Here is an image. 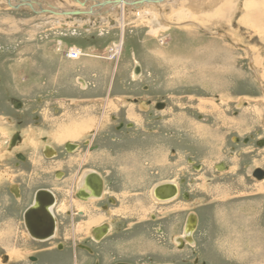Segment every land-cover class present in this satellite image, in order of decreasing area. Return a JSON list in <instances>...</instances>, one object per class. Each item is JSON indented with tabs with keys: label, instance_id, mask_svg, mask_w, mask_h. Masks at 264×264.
<instances>
[{
	"label": "rangeland",
	"instance_id": "rangeland-1",
	"mask_svg": "<svg viewBox=\"0 0 264 264\" xmlns=\"http://www.w3.org/2000/svg\"><path fill=\"white\" fill-rule=\"evenodd\" d=\"M103 1L89 0L88 7ZM165 1L161 22L168 27L154 34L137 15L127 14L116 53L121 29L114 13L104 23L89 13H38L30 5L0 0V227L6 210L12 220L21 218L15 189L33 183L25 174L31 165L15 153L28 157L36 151L45 161L77 159L79 165L70 168L67 181L59 179L61 163L51 167H59L60 177L51 170L48 180H40L55 188L56 209L63 210L53 241L34 242L51 244L53 251L60 241L77 245L80 260L87 253L80 245L92 247L101 252L100 264H200L206 243L219 256L213 264H235V255L241 259L236 264H264V174L255 172H264V27L240 22L248 10L245 0ZM53 2L65 6L63 0ZM180 9L190 13L178 21ZM72 50L79 54L69 57ZM80 78L88 90L80 87ZM157 102L165 103V111L155 108ZM67 118L87 128L56 141ZM16 133L17 145L3 147ZM31 133L34 145L23 147ZM65 143L75 149L66 151ZM88 168L103 175L104 194L78 206L75 179ZM167 180L179 182L178 194L153 202V186ZM72 198L74 208L87 214L77 217L75 227L66 214ZM92 212L101 215L90 219ZM190 213L204 219L226 213L232 235L217 226L209 236L199 224L195 246L188 241L184 247L174 238L184 234ZM17 224L2 227L9 237L0 243L9 248L0 244V264H45V247L25 251L17 247L20 238L12 240L13 233L24 231ZM99 224L108 231L97 242L91 228ZM79 226L81 235L74 232ZM102 252L113 255L106 260Z\"/></svg>",
	"mask_w": 264,
	"mask_h": 264
},
{
	"label": "crops",
	"instance_id": "crops-1",
	"mask_svg": "<svg viewBox=\"0 0 264 264\" xmlns=\"http://www.w3.org/2000/svg\"><path fill=\"white\" fill-rule=\"evenodd\" d=\"M157 109V108H156ZM161 109H163V107L162 108H159L158 110H161ZM69 125H71V122L70 123H68ZM77 123H75L74 125H76ZM59 126H64V123H62V124H59ZM76 126H79V125H76ZM50 136H51V138H53V140H54V137H53V135L52 134H49ZM67 140H70V139H67ZM36 151H34V153L32 154V153H30V155L28 156V157H25L26 159H27V161H26V163L28 164L29 163V165H31L30 166V171H27L25 174H29L28 176H30L31 175V181L33 182L32 184H31V186H30V184H27V186L26 187H24L23 188V190H22V188L20 189H15L16 190V193L17 194H15V195H17L16 197H15V201L16 202H18V203H21L20 204V207H22L21 208V213L22 214H24V212H25V210L29 207V206H31V205H33L34 204V202H35V195H36V192L39 190V189H42V190H45V191H47L51 196H52V198L53 199H55L56 198V191H55V188L54 187H51L50 186V184H48L47 183V185H45V184H41V183H43L42 181H40V180H42V178H46V180H48L49 179V174L51 173V167H53L55 164H57V163H61L62 165H60V166H63L64 167V171L62 172V174H61V177L59 178V179H62L63 177H64V180H66L67 181V179L69 178H67L66 176L67 175H70L71 173H72V171H71V167L72 166H74V168H76V167H78V165H79V161L76 159V160H67L66 158L63 160V161H58V160H54V161H45L40 155H38V152H36ZM78 161V162H77ZM77 162V163H76ZM81 163V162H80ZM51 164H53V165H51ZM58 169H59V167L58 168H54V170H52L53 172H56V171H58ZM61 169V168H60ZM92 172H94L95 174H98V176H99V182L101 183V190L104 192V179H103V175L102 174H99V171L97 172V171H95V170H91V172L90 173H88L87 175H86V178H87V176L89 175V174H91ZM57 173V172H56ZM263 174H264V172H263ZM257 177V176H256ZM39 180V181H38ZM65 181V182H66ZM168 181V180H167ZM172 181V180H171ZM160 182H163V181H160ZM159 182V183H160ZM103 183V184H102ZM156 184H158V183H156ZM79 186V185H78ZM173 186V185H172ZM78 188V187H77ZM76 187L74 188V196H75V198H76V200H77V203H75V204H77L78 206L80 205V204H82V205H87L88 206V204H87V202L89 201V200H85L84 198H85V196L84 195H82V194H80L79 193V191L81 190V189H77ZM87 188V187H86ZM88 189V188H87ZM56 190H59V188H57ZM84 190H86V189H84ZM24 191V192H23ZM24 193V194H23ZM174 193V191L173 192H169V194L168 195H162V196H158L159 198H167L168 196L169 197H172V194ZM178 194V193H177ZM164 196V197H163ZM176 196V195H175ZM153 197H155L154 195H153ZM24 198V199H23ZM156 198V197H155ZM159 200H161V199H159ZM22 201H23V204H22ZM75 204L73 203H71L70 202V200H69V202L67 203V208H69V209H67L68 210V213H66V214H68L69 216H70V219L72 220V221H74V227L76 226V224H78V221H77V217L78 216H83V217H87V214L85 213V212H83L82 210H78L77 208H74V206H75ZM108 204V203H107ZM0 205H3V203L2 204H0ZM57 205H58V202H57V200H54V203L49 207V211H50V214L52 215V217L54 218V220H55V228H54V232H53V234L52 235H50V236H48V237H31L27 232H25V230L23 231V234H21V232L22 231H19L20 232V234H19V232L17 231V233H13L14 235H12V240H17L18 238H20V240L16 243L17 244V247L18 248H22V247H24L26 250L25 251H31L32 249H33V247H36V245H39V247H36V249H38V250H42L43 249V247H45L44 249H45V264H93V262H94V259H93V254H89V253H86V255L84 256V258L82 259V260H80L79 258H78V251H77V247L76 246H74V245H65V243H62V241H60V244H59V248L58 249H56V250H52L51 248H53L54 246H52L51 244H50V246H48V245H42L40 242L39 243H37V242H34L35 240L36 241H48L47 243H49V242H52L53 240H51V238H54L56 235H57V232H58V224H57V222H60V219H59V216H58V214H59V212H62V210L63 209H56V207H57ZM74 205V206H73ZM58 212H57V211ZM10 211H12V210H10ZM107 211V210H106ZM3 214V213H2ZM10 213H8L7 212V210L5 211V214H3L5 217H4V220L2 221V222H4V223H2L1 224V226L2 227H4L5 225L4 224H6V226H7V224L10 226V224L12 223V221L14 220L16 223H19V224H21L22 225V220H21V218L20 219H17V217L16 218H14L13 220H12V216H10L9 215ZM22 214H21V216H22ZM100 213L98 212H92L90 215H89V217H90V219H96V217L99 215ZM101 215V214H100ZM190 217H192L191 216V214L190 215H188L187 217H186V219H185V223L186 224H189L190 226H189V233H187V235L185 236V237H182V239L180 238V240H179V242H181V244L185 247L186 246V244L188 243V241H189V243H192V245H194V243H195V237H194V235H193V233H194V231L196 230V228H197V230L199 229V224H200V228H203L204 226H205V231H207V232H209V236H212L213 235V233L216 231V229L219 227V229L220 230H222V231H226L227 233L229 232L230 233V231H233L232 229H231V227H232V225L230 224V223H228V221L230 220V219H227L229 216L225 213V214H215V215H209V216H207V219H204V218H202V217H200V215H193V221H190V220H188V219H190ZM230 218H231V216H230ZM233 218V217H232ZM109 219V218H108ZM223 219V220H222ZM81 221H83V222H85L86 224L88 223V222H90V221H94V220H89L88 222H87V220H82V219H80ZM111 220L112 221H114V218L113 217H111ZM223 221H225V222H223ZM101 222H106L107 223V220H103V221H101ZM19 224H17L18 226H19ZM186 224H185V228H186ZM81 226V225H80ZM80 226H79V229L75 232L76 234L77 233H80V235H81V233H83L84 231L82 230V227H81V229H80ZM84 226V225H83ZM95 226H98V227H96V229L98 230V232L95 234V239H96V241L98 242L99 240H101L103 237H104V234L108 231V228H107V224L105 225V224H99V225H95ZM95 226H93L92 228H91V232L93 231L92 229L93 228H95ZM218 226V227H217ZM221 226V227H220ZM222 226L224 227V229H221L222 228ZM227 226V227H226ZM2 227H0V238L1 237H3V238H6V236L7 237H9V234H8V232L9 231H7L6 232V228L4 229V230H2ZM99 228V229H98ZM218 229V230H219ZM16 230H18V229H16ZM75 231V230H74ZM186 231V229H184V232ZM188 231H186V232H188ZM162 232V231H161ZM74 233V234H75ZM79 235V236H80ZM227 236H226V238H228V234H226ZM230 235H232V232L230 233ZM235 235V234H234ZM53 236V237H52ZM82 236H85V235H83L82 234ZM142 236V235H141ZM181 236V235H180ZM182 236H184V234L182 235ZM49 237H51L50 239H48ZM185 239H187L186 240V242H185ZM33 240V241H32ZM96 242V243H97ZM142 243H145V237L143 238V241H142ZM0 244H2L3 246H5L6 247V249H8L9 247H7L6 246V244H7V242L5 241V242H3V243H0ZM232 244V243H231ZM80 245V244H79ZM136 244L134 243V244H131V246H135ZM189 245V244H188ZM205 246L204 247H202L201 248V257L197 260L200 264H213L214 262H215V260H219L220 261V259L219 258H217L216 256H218V255H214V253H213V251H212V248H214L213 247V245H211V244H208V243H206V244H204ZM43 246V247H42ZM143 246V245H142ZM91 248V250L93 249L92 247H90ZM234 248V247H233ZM47 249V250H46ZM51 249V250H50ZM104 249L106 250V248L104 247ZM228 250H230V249H227V251ZM93 251H95V252H97L96 253V255H95V258H97L96 260H98L99 262H100V258H101V252H99L98 250H94L93 249ZM17 253L18 254H20L19 253V251L17 250ZM111 255H113V253H111V252H109ZM109 253H107V252H102V254H103V257H104V259H109L110 258V254ZM236 253V252H235ZM49 254H54L55 256L54 257H52L51 255H50V258L49 257H47V255H49ZM228 254H229V252H228ZM237 254V253H236ZM237 256L238 255H235V258H234V261H236L235 262V264L236 263H240L239 261H241V259H239V257L237 258ZM42 257V256H41ZM219 257V256H218ZM227 259V258H226ZM238 260V261H237ZM37 261H38V259H37ZM84 261H85V263H84ZM196 261V262H197ZM197 262V263H198ZM117 263V262H116Z\"/></svg>",
	"mask_w": 264,
	"mask_h": 264
},
{
	"label": "bare ground",
	"instance_id": "bare-ground-1",
	"mask_svg": "<svg viewBox=\"0 0 264 264\" xmlns=\"http://www.w3.org/2000/svg\"><path fill=\"white\" fill-rule=\"evenodd\" d=\"M10 1V5L11 6H20V5H30L29 7L30 8H33L36 10V12H43L44 10L48 9L49 10V13H53L54 14H62L61 12L63 11H67V10H81L82 13H89V15H92L94 16L95 18L97 17L98 19L102 18L101 21L105 23L106 21V18H107V14L111 12V14H116L118 17H119V24H120V42H118L117 44H115L113 47H116V50L115 52L116 53H119L120 51V47H121V42L123 41L124 37V32H125V28H126V25H127V22L128 21V18H127V14H135L138 16V18L140 20H138V22H140L142 20V22L144 24H147L150 26V30L152 33H157L160 29H165L167 26V24L161 22L162 19L164 17H166V15L163 13L162 11V7L164 5V3L166 2L165 0H105L103 2H100L99 6L101 7H88L90 2L89 0H77L78 3L80 4V7L76 6L77 4L74 3V5H72V2L69 1V0H63L64 1V5L65 6H61V5H56L53 0H8ZM15 3H14V2ZM188 1H194V0H188ZM196 1H199V0H196ZM175 2V1H174ZM200 2V1H199ZM197 3V2H195ZM220 3V2H219ZM72 5V7L70 6H67V5ZM106 4V5H105ZM200 5V4H198ZM58 6V7H56ZM199 7V6H198ZM259 7L261 8V10H259ZM245 9H248L247 11L245 10V15L241 17V20L240 22H244L245 24H250V25H254L256 24V26H261L263 25L264 27V0H245ZM85 9H88V10H85ZM255 11V12H254ZM48 12V11H47ZM162 12V13H161ZM178 12V11H177ZM261 12V13H260ZM160 13V14H159ZM190 12H187V10H179V13L176 14L178 21L181 19L180 18H187V15L189 14ZM201 13V11H200ZM252 13V14H251ZM227 14V13H226ZM175 15V16H176ZM250 15V16H249ZM255 15V17H254ZM173 17V16H172ZM210 17V16H209ZM212 17V16H211ZM198 18V17H197ZM214 18V17H213ZM216 18V17H215ZM221 18V17H220ZM189 19V18H188ZM192 19V18H191ZM203 19V18H202ZM209 19V18H208ZM212 19V18H211ZM165 20V19H164ZM163 20V21H164ZM198 20V19H197ZM201 21V19H199ZM108 21V20H107ZM167 21V20H166ZM211 22V20L209 21ZM263 22V23H262ZM100 22H98L99 24ZM173 23V22H172ZM129 24V23H128ZM192 24V23H191ZM257 26V27H258ZM259 28V27H258ZM260 30V29H259ZM262 30V29H261ZM225 33V32H224ZM223 33V34H224ZM222 34V33H221ZM230 34V33H229ZM231 35V34H230ZM229 36V35H228ZM230 39V41H236L234 39V37H228ZM261 48V47H260ZM211 53V52H210ZM77 54L79 53H76L75 56H77ZM248 54V53H247ZM84 55V53H83ZM163 56V55H162ZM214 56V55H213ZM234 57V55H233ZM250 57V56H249ZM257 57V56H256ZM78 58V57H77ZM213 58V57H212ZM201 59V58H199ZM258 59V58H257ZM234 61V60H233ZM229 62V61H228ZM253 63V61H252ZM224 64V63H223ZM214 67V66H213ZM211 68V67H210ZM224 68V67H223ZM238 69V68H237ZM200 70V69H199ZM208 70H210L208 68ZM214 70V69H213ZM235 70V69H234ZM137 72V71H136ZM135 73L132 72L131 74ZM219 73V72H218ZM223 75V74H222ZM134 76V75H133ZM263 76V75H262ZM78 78V77H77ZM135 78V77H134ZM133 78V79H134ZM132 79V80H133ZM80 82H78L80 84V87L81 88H85V91L88 90V83L85 79L83 78H80L79 79ZM263 85V84H262ZM110 86V85H109ZM88 92V91H87ZM110 99V98H109ZM111 102V101H110ZM119 102V101H118ZM120 102H124V101H120ZM130 103V102H129ZM127 104V103H126ZM123 105V103H122ZM120 106V105H119ZM198 106V105H197ZM215 110L217 111L218 108L213 105L212 106ZM163 111H165V108L163 109ZM219 111V110H218ZM84 112V111H83ZM161 112V111H160ZM78 113V112H77ZM219 114V112H217ZM216 113L217 116H219L218 114ZM86 114V112L84 113ZM83 114V115H84ZM69 115V114H68ZM67 115V116H68ZM74 115V114H73ZM89 115V114H87ZM86 115V116H87ZM75 116V115H74ZM73 116V117H74ZM76 116L80 117V113L79 115L76 114ZM69 117V116H68ZM79 117L77 119H79ZM94 117V116H93ZM44 119H46L45 117H43ZM71 117H69L70 119ZM83 118V116H82ZM68 119V118H67ZM68 119V120H69ZM76 119V118H75ZM74 119V120H75ZM81 119V118H80ZM79 119V120H80ZM84 119V118H83ZM89 119V117L87 118ZM77 120V121H79ZM46 121V120H45ZM83 121V120H82ZM85 121V120H84ZM88 121V120H87ZM70 122V120H69ZM81 122V121H80ZM225 122V121H224ZM89 123V121H88ZM56 123H54L55 125ZM61 124V123H60ZM91 124V123H90ZM87 125V124H86ZM238 125V124H237ZM99 127V126H98ZM85 128H87L86 126L84 127H80L79 126H76L74 125L72 122H71V125H69L68 123H64V126H61L57 132V135H55V139L56 141H65L66 137H70L72 136L73 137H76L77 135H79L80 132H82ZM34 130V129H33ZM32 134V133H31ZM29 134L28 137L26 138V140L23 141V147L25 145H27L28 143L31 144V145H34L33 144V139L34 137V134ZM70 135V136H67V135ZM10 136V135H9ZM58 136V137H57ZM81 136V135H80ZM21 138V137H20ZM25 138V137H24ZM23 139V138H22ZM36 139V138H35ZM9 140H10V137L8 138L7 141H4L3 142V147H5L8 143H9ZM15 145H17L15 143ZM14 145V146H15ZM7 147V146H6ZM87 154V153H85ZM13 155V154H12ZM91 172V169H86L83 174H81L80 176H77L76 179H75V186L74 187H78L79 189H86L84 191L90 193V191L86 188V185H85V182H86V175L88 173ZM86 175H85V174ZM1 174V173H0ZM85 175V176H84ZM98 175V174H97ZM84 177V178H83ZM173 180V179H172ZM174 181V180H173ZM171 180H168V181H163V182H158V184H153V188H152V191H151V194H152V197L153 195L156 197H153V202H157V199H161V200H168V199H172L175 195H177L178 193V188L177 187V184L176 182H173ZM103 184V183H102ZM79 185V186H78ZM173 185V186H172ZM77 188V189H78ZM102 188V187H101ZM173 196L172 198L171 197H167V198H159L158 196H162V195H168L169 192H173ZM72 194V193H71ZM104 194L103 191L101 190V194L98 195V196H95V195H89L87 197H85L84 199L85 200H89V199H93V198H97V197H101V195ZM74 195V194H73ZM163 196V197H164ZM75 197V196H74ZM74 199L75 198H72V204L74 202ZM93 201V200H91ZM77 202V200H76ZM160 201L158 200L157 203H159ZM84 207V206H83ZM78 210H81L79 208H77ZM192 217H190V221H193V215H195V213H190ZM197 215V214H196ZM90 224V223H89ZM189 224H186V231L189 230ZM96 227L98 226H95V228H93L92 230V234L94 235L95 237V234L94 232H98V230L96 229ZM81 229V228H80ZM99 229V228H98ZM184 232V236H175V241H177L179 243V240L180 238L182 239V237H185L187 235V233L189 232ZM76 232V230L74 231ZM186 234V235H185ZM50 238V237H49ZM96 238V237H95ZM195 246V244H194Z\"/></svg>",
	"mask_w": 264,
	"mask_h": 264
},
{
	"label": "flooded vegetation",
	"instance_id": "flooded-vegetation-1",
	"mask_svg": "<svg viewBox=\"0 0 264 264\" xmlns=\"http://www.w3.org/2000/svg\"><path fill=\"white\" fill-rule=\"evenodd\" d=\"M158 103H163V102H157V103H155V105H157ZM164 105H165V103H164ZM164 105L162 107H164ZM144 106L146 107L145 109L148 108L147 105H144ZM86 141H88V140H86ZM75 146L76 145H73L72 143H65V147L68 149L67 150L65 148V150L70 152L71 150H69V149L70 148L75 149ZM12 148H10V149H12ZM15 155H16L17 159L20 160V162H25L27 160L25 158V156L22 155L21 153L17 152V153H15ZM86 156H87V154L82 158V162L86 161ZM220 166L221 165H217L216 168H219ZM219 169H221V168H219ZM84 171H82V173H80L78 176L83 174ZM56 176L60 177L59 173H57ZM177 187H178V184H177ZM42 191H44L46 193H41ZM47 193H48L47 191L39 189L35 195V199L37 198V196H39V198H38L39 205L34 207L33 206L35 204V202H34V204L29 206L25 210L24 214H22V216H21L22 226L24 227L25 232H27L31 237H48V236L52 235L54 232L55 220L49 211V207L54 203V199L50 197L49 193L48 194ZM172 196H173V194H172ZM32 208H35V209L32 210ZM48 233H50V234L47 235ZM96 233L97 232H94V234H96ZM92 236H93V238H95L93 234H92ZM81 246H82V248H81ZM80 248L84 249V251H87V253H89V254H93V259H94L93 264H97V263L100 264V262L98 260H96L97 258H95V255L97 252L93 251V249L91 250V248L86 246V245H80Z\"/></svg>",
	"mask_w": 264,
	"mask_h": 264
},
{
	"label": "water",
	"instance_id": "water-1",
	"mask_svg": "<svg viewBox=\"0 0 264 264\" xmlns=\"http://www.w3.org/2000/svg\"><path fill=\"white\" fill-rule=\"evenodd\" d=\"M49 12L48 9L44 10L43 12ZM62 14H65V15H79L80 13H82L81 10H67V11H63L61 12ZM12 104L16 107V108H19L21 107V102L17 99H12ZM164 105V103H158L157 105H155V107L157 109L161 108L162 106ZM18 141H20V135L19 133H16L12 136L10 142H9V148H12L13 145H15V143H17ZM255 172H257L259 174V176H263V172L260 171V170H256ZM258 176V175H257ZM85 185L86 187L88 188V190L90 191V193L84 191L83 189H81L79 191L80 194L84 195L85 197L89 196V195H95V196H98L101 194V183L99 182V176L97 174H95L94 172H92L91 174H89L86 178V182H85ZM41 193H46L44 191H42ZM48 194V193H47ZM50 195V194H49ZM50 197L52 198V196L50 195ZM39 196H37V198L35 199V204L33 205L34 207L35 206H38L39 205V200H38ZM35 209V208H32V210ZM50 233H48L47 235H49ZM46 235V236H47ZM115 264H132V263H126V262H118V263H115Z\"/></svg>",
	"mask_w": 264,
	"mask_h": 264
},
{
	"label": "built area",
	"instance_id": "built-area-1",
	"mask_svg": "<svg viewBox=\"0 0 264 264\" xmlns=\"http://www.w3.org/2000/svg\"><path fill=\"white\" fill-rule=\"evenodd\" d=\"M74 55H76V51L72 50L71 52L68 53L69 57H73Z\"/></svg>",
	"mask_w": 264,
	"mask_h": 264
}]
</instances>
